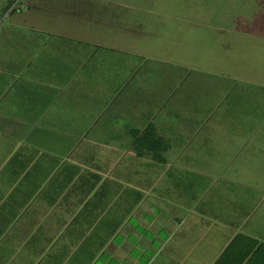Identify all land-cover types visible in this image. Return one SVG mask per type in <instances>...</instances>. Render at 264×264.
<instances>
[{"label":"crops","instance_id":"obj_1","mask_svg":"<svg viewBox=\"0 0 264 264\" xmlns=\"http://www.w3.org/2000/svg\"><path fill=\"white\" fill-rule=\"evenodd\" d=\"M243 1L212 17L229 65L230 36L264 39V0ZM35 28L0 37V264H264V188L240 181L263 162L252 138L143 111L100 125L110 109L66 98L71 77L32 72Z\"/></svg>","mask_w":264,"mask_h":264},{"label":"rangeland","instance_id":"obj_2","mask_svg":"<svg viewBox=\"0 0 264 264\" xmlns=\"http://www.w3.org/2000/svg\"><path fill=\"white\" fill-rule=\"evenodd\" d=\"M240 1L0 0V37L16 29L33 39V28H42L40 46L23 47L34 62L32 72L71 77L73 84L62 91L73 95L68 92L66 98L79 102L75 97L86 92L89 105L110 109L100 113V125L116 122L118 111L126 119L135 117L126 113L143 111L151 118L156 114V123L180 122V116L190 124L231 127L215 133L224 139L227 133L237 140L252 138L254 150L260 151L255 157L263 162L244 164L247 174L237 178L264 188V39L230 36L226 54L238 59L231 65L212 56V46L222 42L212 35V17L218 13L225 19ZM243 2L249 11L255 8ZM258 124L263 127L257 134L244 131ZM238 165H230L228 172Z\"/></svg>","mask_w":264,"mask_h":264},{"label":"trees","instance_id":"obj_3","mask_svg":"<svg viewBox=\"0 0 264 264\" xmlns=\"http://www.w3.org/2000/svg\"><path fill=\"white\" fill-rule=\"evenodd\" d=\"M2 36H3V35H2ZM2 36H1V37H2ZM5 48H7V47H5Z\"/></svg>","mask_w":264,"mask_h":264}]
</instances>
